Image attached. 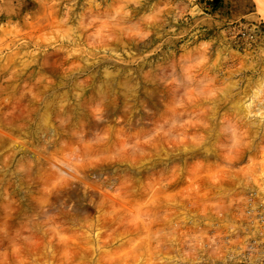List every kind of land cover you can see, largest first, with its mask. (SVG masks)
<instances>
[{"label":"rangeland","instance_id":"obj_1","mask_svg":"<svg viewBox=\"0 0 264 264\" xmlns=\"http://www.w3.org/2000/svg\"><path fill=\"white\" fill-rule=\"evenodd\" d=\"M257 7L0 0V264L261 260Z\"/></svg>","mask_w":264,"mask_h":264},{"label":"built area","instance_id":"obj_2","mask_svg":"<svg viewBox=\"0 0 264 264\" xmlns=\"http://www.w3.org/2000/svg\"><path fill=\"white\" fill-rule=\"evenodd\" d=\"M261 222H262V224H263V226H262V231H264V214L261 216ZM264 235V234H263ZM262 246L264 247V242H263V244H262ZM249 253H251V252H249ZM260 255V254H259ZM262 256H264V252H263V254H262ZM250 257V256H249ZM239 264H264V258H262L261 260H257V259H255V261L253 262V261H251L249 258H248V260L247 261H245V262H241V263H239Z\"/></svg>","mask_w":264,"mask_h":264},{"label":"bare ground","instance_id":"obj_3","mask_svg":"<svg viewBox=\"0 0 264 264\" xmlns=\"http://www.w3.org/2000/svg\"><path fill=\"white\" fill-rule=\"evenodd\" d=\"M257 3V13L262 17L264 20V0H256ZM227 247V246H225ZM261 258H264V256H261Z\"/></svg>","mask_w":264,"mask_h":264}]
</instances>
